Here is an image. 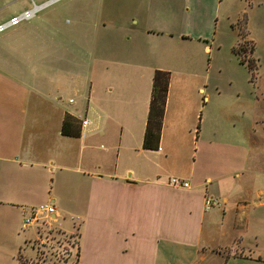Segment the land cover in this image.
I'll list each match as a JSON object with an SVG mask.
<instances>
[{
    "label": "crops",
    "instance_id": "1",
    "mask_svg": "<svg viewBox=\"0 0 264 264\" xmlns=\"http://www.w3.org/2000/svg\"><path fill=\"white\" fill-rule=\"evenodd\" d=\"M81 1L70 8V36L61 25L55 39L35 44L27 33L40 26L23 29L22 40L0 36V251L5 239L21 249L23 216L51 202L53 225L78 233L77 264L244 256L215 236L226 208L214 204L227 205L238 179H252V107L225 123L205 107L212 48L201 34L171 32V22L199 27L190 15L246 13L264 0ZM156 71L169 73L162 110L152 102ZM263 195L258 186L251 202H237L235 219L247 224Z\"/></svg>",
    "mask_w": 264,
    "mask_h": 264
},
{
    "label": "rangeland",
    "instance_id": "2",
    "mask_svg": "<svg viewBox=\"0 0 264 264\" xmlns=\"http://www.w3.org/2000/svg\"><path fill=\"white\" fill-rule=\"evenodd\" d=\"M45 1L47 0H34L36 4ZM79 2L80 0H57L37 13L31 20L7 30L0 36L20 33V39L22 40L23 29L27 30L40 26L41 32L39 34L36 32L27 33L28 43L35 44L41 40L50 41L55 39L54 33L57 34L56 28L60 25L62 26L60 30L66 31L65 34L70 36L69 29L74 25L70 8H74L72 6L77 5ZM81 2L84 3L85 1ZM83 3L82 7H79L80 9L86 8ZM30 7V0H0V23ZM237 13L235 11L228 15L220 12L215 17L212 14L208 15L203 12L195 17L190 15L202 23L199 27L188 25L180 27L178 18L171 22V32L180 29L182 31L185 30L190 35L201 34L212 48L211 53H206L205 55L206 67L207 69L210 68L206 90V93L210 95V101L205 107H212V109L215 107V110L218 111V113L216 112L217 119L223 123L228 118H231V120L237 118L238 115L229 117L237 107H252L254 115L253 154L249 162L255 170L252 173V179L246 181L245 175L238 181L235 179L237 186L235 187V192L231 195L229 203L225 205L217 201L214 204L215 207H220L219 209L222 207L226 208V215L222 219L221 225H214L215 236L218 237L220 242L230 246L231 252L239 254V251H244L245 255L241 257L230 255L228 258L222 255L214 256L213 258H208L203 264H264V204L257 205L260 201L264 202V195L259 200H255L253 204H250V220L247 224L239 222L234 217L237 202L252 200L256 188L258 186L264 188V8L260 9L254 6L252 10L248 9L246 13ZM215 18L216 21H214ZM247 35L254 42L253 55L250 51L253 44L246 39ZM234 46L236 49L240 48L242 50L239 56L241 60L244 59L246 63L249 62L254 67L257 66L253 76L246 65L240 63L238 56L232 50ZM55 57L57 56L53 55L51 59L56 60ZM53 65L55 67L56 63ZM240 123L242 124V122H237V125L240 126ZM229 127H232L231 123ZM232 135L234 134L230 133V136ZM234 151L240 155L239 143H237V148ZM235 167L240 170L242 163L239 162ZM249 177L248 175L247 178ZM18 227L21 249L11 250L10 240L5 239L4 241H6L8 247L7 250L0 251V264L76 263L77 258L75 255H77L78 250L77 232L68 233L62 231V234L58 235L56 231L59 230L61 232V230L53 225L50 230L44 228L32 230L31 234L30 230H23L20 225ZM222 233H225V235L223 236ZM29 235L30 237L26 239ZM64 236L69 241L68 243L61 241ZM43 237L49 239V245L38 244V240H42ZM51 237L60 239V243L50 240ZM234 237L240 240L238 245L233 242ZM51 245L52 247H50ZM217 251L218 248L214 247L209 251V254ZM174 264H182V262Z\"/></svg>",
    "mask_w": 264,
    "mask_h": 264
},
{
    "label": "built area",
    "instance_id": "3",
    "mask_svg": "<svg viewBox=\"0 0 264 264\" xmlns=\"http://www.w3.org/2000/svg\"><path fill=\"white\" fill-rule=\"evenodd\" d=\"M31 1V7L21 11L19 14H14L10 16L6 21L0 23V34L6 32L7 30L20 25L25 21H29L35 17L37 13L41 10L49 6L50 4L54 3L57 0H47L43 3L36 4L34 0ZM87 120L82 121V125L87 124ZM168 184L172 186H181V187H188V182H183L180 179L172 178L168 180ZM207 206L211 204L210 199H206ZM56 217V207L51 202H44L40 203L34 207H32L26 215L23 216L21 221V229L28 230L34 228V230L39 229H51L55 222ZM55 240V243L58 242L59 239H52ZM38 244L40 245H49V239H45L44 237L42 240H38ZM62 241V240H61ZM68 243L69 241H62Z\"/></svg>",
    "mask_w": 264,
    "mask_h": 264
},
{
    "label": "trees",
    "instance_id": "4",
    "mask_svg": "<svg viewBox=\"0 0 264 264\" xmlns=\"http://www.w3.org/2000/svg\"><path fill=\"white\" fill-rule=\"evenodd\" d=\"M234 53L238 56L239 61L241 64H245L248 70L251 72L252 76L254 71L256 70V67L254 65L250 64L249 62L246 63L244 59H240V51H242L240 48L236 49L235 46L232 49ZM251 53H253V47H251ZM168 79H169V73L165 71H156L154 78H153V94H152V102H158L159 103V110L163 108L165 103V97L167 94L168 89ZM58 235L62 234L59 230L56 231ZM56 237H52V239H55ZM62 241H68L65 236L62 238ZM60 242V239L58 240ZM52 247V245L50 246ZM19 258V257H18ZM77 262V261H76ZM77 264V263H75Z\"/></svg>",
    "mask_w": 264,
    "mask_h": 264
}]
</instances>
